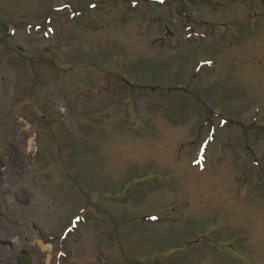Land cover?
<instances>
[{
  "label": "rangeland",
  "instance_id": "obj_1",
  "mask_svg": "<svg viewBox=\"0 0 264 264\" xmlns=\"http://www.w3.org/2000/svg\"><path fill=\"white\" fill-rule=\"evenodd\" d=\"M23 255L264 264V0H0V264Z\"/></svg>",
  "mask_w": 264,
  "mask_h": 264
},
{
  "label": "water",
  "instance_id": "obj_2",
  "mask_svg": "<svg viewBox=\"0 0 264 264\" xmlns=\"http://www.w3.org/2000/svg\"><path fill=\"white\" fill-rule=\"evenodd\" d=\"M17 263L18 264H29V259L27 256L23 255L21 257H18Z\"/></svg>",
  "mask_w": 264,
  "mask_h": 264
},
{
  "label": "flooded vegetation",
  "instance_id": "obj_3",
  "mask_svg": "<svg viewBox=\"0 0 264 264\" xmlns=\"http://www.w3.org/2000/svg\"><path fill=\"white\" fill-rule=\"evenodd\" d=\"M48 8H49V7H48ZM48 8H47V9H48ZM47 17H48L47 11H44V12H43V19H44V18L46 19ZM41 18H42V16H41ZM43 19H42V20H43Z\"/></svg>",
  "mask_w": 264,
  "mask_h": 264
}]
</instances>
